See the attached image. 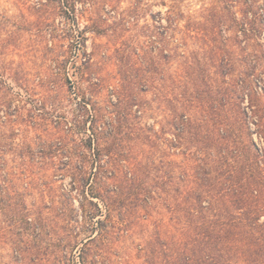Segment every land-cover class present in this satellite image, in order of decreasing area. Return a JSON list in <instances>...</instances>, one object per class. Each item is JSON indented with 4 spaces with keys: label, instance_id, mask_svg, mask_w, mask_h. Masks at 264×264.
I'll list each match as a JSON object with an SVG mask.
<instances>
[{
    "label": "trees",
    "instance_id": "obj_1",
    "mask_svg": "<svg viewBox=\"0 0 264 264\" xmlns=\"http://www.w3.org/2000/svg\"><path fill=\"white\" fill-rule=\"evenodd\" d=\"M78 1L89 0H72L73 12ZM245 7L251 25L257 21L256 1H246ZM178 19L174 12L167 22L176 28ZM222 23L216 19L201 29L210 49L204 53L214 62L213 81L207 64L192 52L182 64L183 77L173 81L184 78L181 97L155 85L157 58H171L156 53L157 37L163 36L157 32L143 51L150 57L146 67L138 63L135 72H122L114 101L100 105L91 94L83 96L71 127L85 138L59 155L60 164L68 166L71 192L90 207L84 218L97 220L90 228L95 232L97 225V235L85 246L120 237L132 240L141 264H264V102L253 74L246 73L244 86L228 79L221 49L215 47L223 38ZM133 55L140 58L136 49ZM80 78L92 92L102 85L92 72ZM149 93L151 100L145 97ZM244 98L250 119L240 104ZM67 124L55 125L46 136L43 145L51 158L65 151ZM23 225L28 227L27 217L15 224ZM104 253L100 262L88 264H108ZM117 264H134L133 257Z\"/></svg>",
    "mask_w": 264,
    "mask_h": 264
},
{
    "label": "rangeland",
    "instance_id": "obj_2",
    "mask_svg": "<svg viewBox=\"0 0 264 264\" xmlns=\"http://www.w3.org/2000/svg\"><path fill=\"white\" fill-rule=\"evenodd\" d=\"M67 1L0 0V264H82V259L88 264L100 262L104 252L108 264L128 256L141 264L132 240L117 237L107 245L97 240L85 246L97 235V225L90 232L97 220L84 218L83 210L90 207L76 190L71 192L68 166L60 164V155L85 138L71 127L83 96L91 94L100 105L114 101L112 91L122 72H135L138 63L146 67L150 57L143 51L157 32L163 36L157 35L156 53L171 58H157L155 85L181 97L184 78L173 81L183 77L182 64L192 52L207 64L213 81L214 62L201 29L218 19L223 38L215 47L221 49L228 79L244 86L246 73L253 74L264 102V0H255L258 15L251 25L245 17L248 0H89L75 3L74 12L72 0ZM174 12L179 15L176 28L167 22ZM152 15L158 16L153 20ZM89 72L101 80L95 92L80 78ZM145 97L153 98L151 93ZM240 104L250 119L248 99ZM66 121L65 151L51 158L43 143L55 125L61 129ZM22 217L29 225L17 228Z\"/></svg>",
    "mask_w": 264,
    "mask_h": 264
}]
</instances>
